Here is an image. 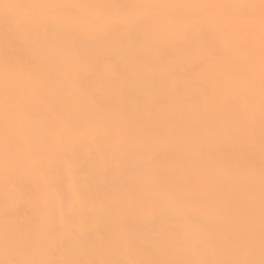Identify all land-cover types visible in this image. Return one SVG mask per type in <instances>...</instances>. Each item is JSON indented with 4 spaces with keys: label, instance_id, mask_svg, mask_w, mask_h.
Returning a JSON list of instances; mask_svg holds the SVG:
<instances>
[{
    "label": "bare ground",
    "instance_id": "1",
    "mask_svg": "<svg viewBox=\"0 0 264 264\" xmlns=\"http://www.w3.org/2000/svg\"><path fill=\"white\" fill-rule=\"evenodd\" d=\"M262 40L260 0H0V262L259 264Z\"/></svg>",
    "mask_w": 264,
    "mask_h": 264
},
{
    "label": "snow or ice",
    "instance_id": "2",
    "mask_svg": "<svg viewBox=\"0 0 264 264\" xmlns=\"http://www.w3.org/2000/svg\"><path fill=\"white\" fill-rule=\"evenodd\" d=\"M4 7H12V5H5ZM261 15L264 18V0H260ZM262 46H264V40H262ZM262 73H264V59H262ZM6 101V105H7ZM262 256H264V244H262ZM0 264H32V262H0ZM225 264H256L255 261L246 260V261H236V262H225ZM259 264H264V259H261Z\"/></svg>",
    "mask_w": 264,
    "mask_h": 264
}]
</instances>
